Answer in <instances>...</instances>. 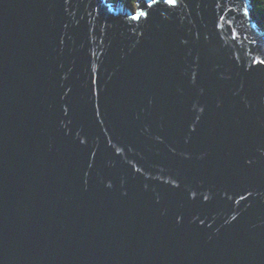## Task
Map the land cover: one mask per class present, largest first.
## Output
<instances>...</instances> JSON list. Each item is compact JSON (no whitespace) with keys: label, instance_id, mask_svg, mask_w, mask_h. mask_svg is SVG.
<instances>
[{"label":"water","instance_id":"water-1","mask_svg":"<svg viewBox=\"0 0 264 264\" xmlns=\"http://www.w3.org/2000/svg\"><path fill=\"white\" fill-rule=\"evenodd\" d=\"M119 2L0 0V264H264L252 0Z\"/></svg>","mask_w":264,"mask_h":264},{"label":"trees","instance_id":"trees-1","mask_svg":"<svg viewBox=\"0 0 264 264\" xmlns=\"http://www.w3.org/2000/svg\"><path fill=\"white\" fill-rule=\"evenodd\" d=\"M252 2L259 19L264 24V0H252Z\"/></svg>","mask_w":264,"mask_h":264},{"label":"snow or ice","instance_id":"snow-or-ice-1","mask_svg":"<svg viewBox=\"0 0 264 264\" xmlns=\"http://www.w3.org/2000/svg\"><path fill=\"white\" fill-rule=\"evenodd\" d=\"M157 2L158 0H150V2L148 3V8L151 9L152 5ZM163 2L167 3L168 5H175L177 3V0H163ZM146 15H148V13L145 11L139 13V16H146ZM261 63H264V61H261ZM205 199H207V197H205Z\"/></svg>","mask_w":264,"mask_h":264},{"label":"rangeland","instance_id":"rangeland-1","mask_svg":"<svg viewBox=\"0 0 264 264\" xmlns=\"http://www.w3.org/2000/svg\"><path fill=\"white\" fill-rule=\"evenodd\" d=\"M115 3H117V0H113ZM136 0H120L119 4L122 8L127 9L130 8L132 10H135V4ZM259 18V17H258Z\"/></svg>","mask_w":264,"mask_h":264}]
</instances>
